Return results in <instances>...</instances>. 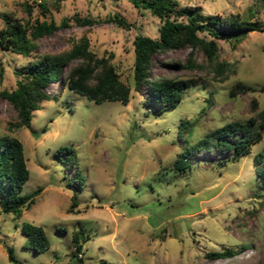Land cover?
<instances>
[{"label": "rangeland", "instance_id": "374dc122", "mask_svg": "<svg viewBox=\"0 0 264 264\" xmlns=\"http://www.w3.org/2000/svg\"><path fill=\"white\" fill-rule=\"evenodd\" d=\"M176 1L204 15L236 14L262 28L219 39L225 71L168 64L184 61L187 46L155 53L152 78L189 80L175 106L156 112L144 102L145 86L136 89L133 79L134 36L155 37L161 23L149 9L130 0H0V29L5 14L27 25L35 18L58 24L37 39L31 55L0 46V90L15 87L19 71L40 52L61 50L83 33L96 54L112 52L120 79L131 87L127 103L95 102L53 81L46 89L57 99L43 100L30 124L13 131L7 124L16 111L0 96V134L21 140L29 169L20 192L40 188L18 216L0 207V264H76L75 255L81 264H264V175L257 172L264 154L254 162L264 153V129L248 153L236 156L218 145L215 131L264 108V0ZM113 14L131 26L109 21ZM76 17L96 22L84 25ZM193 55L203 59L198 49ZM181 120L191 124L178 132ZM61 145L74 149L77 176L74 166L54 155ZM23 221L43 226L47 249L25 246ZM77 229L79 251L72 240ZM6 244L16 261L9 260ZM226 248L234 254L206 256Z\"/></svg>", "mask_w": 264, "mask_h": 264}, {"label": "trees", "instance_id": "16d2710c", "mask_svg": "<svg viewBox=\"0 0 264 264\" xmlns=\"http://www.w3.org/2000/svg\"><path fill=\"white\" fill-rule=\"evenodd\" d=\"M135 6L147 8L160 19L158 35L155 37L137 33L133 38V79L134 86L139 89L141 85L146 88L144 102L152 104L156 112L175 106L181 99L182 90L188 86L189 80L181 77L162 75L152 78L151 63L155 53L182 46L190 47V52L184 61L174 60L168 64L173 67L195 68L210 66L211 69L225 71L227 63L220 59L219 39H227L237 32H248L262 28L254 21H242L238 15H204L191 6H178L176 0H130ZM45 10L46 6L39 3ZM43 12V11H42ZM4 26L0 29V46L11 49L23 55H31L37 45V39L44 34H50L58 27L53 19H39L25 24L8 14L3 16ZM109 21L118 26L129 28L131 23L124 17L113 14L107 17ZM76 21L91 25L96 22L91 17H76ZM65 23V20L61 21ZM203 53V59L198 61L194 50ZM112 52L96 54L90 48V40L83 33L71 39L67 47L58 51L40 52L25 69L19 71L22 76L16 80L15 87L0 90L4 97L16 111L14 120H9V130H18L28 126L32 112L40 107L45 99L56 98L55 94L47 91L46 87L57 81L60 88L65 86L85 95L95 102L104 100H120L127 103L130 97V85L120 79L115 64L111 60ZM225 73L222 72L221 76ZM240 85V84H238ZM243 88L245 86L241 85ZM264 89V83L260 86ZM254 100V99H253ZM188 121L181 120L178 132L186 130ZM264 129V108L257 115H252L245 121L232 120L215 129L218 133V145L232 156L249 152L251 142L261 138ZM234 137L230 138V137ZM236 154V155H234ZM263 152L254 156L255 164L262 160ZM67 163L74 166V173L78 175V162L74 149L68 145H61L54 152ZM63 155V156H62ZM264 175V165L257 170ZM29 176L26 165L23 144L14 136L0 134V207L5 211H12L16 216L35 200L40 188L30 193H21L20 190ZM76 193L72 195L75 204ZM21 231L25 235V246L36 251H43L50 246V240L42 225L30 221L21 223ZM79 229L73 231L72 240L79 251L82 244L79 241ZM7 255L10 261H16L14 248L6 244ZM234 254L230 248L222 250H209L208 257H223ZM76 256V264H81V257ZM102 264H114L101 260Z\"/></svg>", "mask_w": 264, "mask_h": 264}]
</instances>
